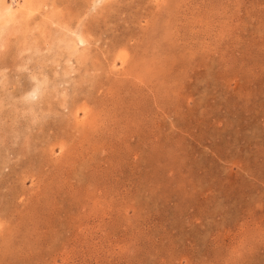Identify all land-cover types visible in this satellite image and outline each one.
<instances>
[{
	"label": "rangeland",
	"instance_id": "374dc122",
	"mask_svg": "<svg viewBox=\"0 0 264 264\" xmlns=\"http://www.w3.org/2000/svg\"><path fill=\"white\" fill-rule=\"evenodd\" d=\"M0 264H264V0H0Z\"/></svg>",
	"mask_w": 264,
	"mask_h": 264
},
{
	"label": "bare ground",
	"instance_id": "6f19581e",
	"mask_svg": "<svg viewBox=\"0 0 264 264\" xmlns=\"http://www.w3.org/2000/svg\"><path fill=\"white\" fill-rule=\"evenodd\" d=\"M27 2H28V5H29V1H27ZM19 3H20V2H19ZM19 3H18V4H19ZM30 3H31V2H30ZM31 4H32V3H31ZM29 6H31V5H29ZM30 8H31V7H30ZM13 9H14V8H13ZM13 9L10 10V9L5 8L4 11H6V14H7V15L12 16V14H13V13H12V10H13ZM20 10H21V8H20ZM82 42H84V41L82 40Z\"/></svg>",
	"mask_w": 264,
	"mask_h": 264
}]
</instances>
